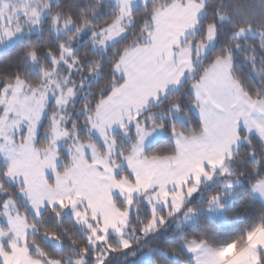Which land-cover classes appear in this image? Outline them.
<instances>
[{
	"label": "snow or ice",
	"instance_id": "obj_1",
	"mask_svg": "<svg viewBox=\"0 0 264 264\" xmlns=\"http://www.w3.org/2000/svg\"><path fill=\"white\" fill-rule=\"evenodd\" d=\"M0 264H264V0H0Z\"/></svg>",
	"mask_w": 264,
	"mask_h": 264
},
{
	"label": "trees",
	"instance_id": "obj_2",
	"mask_svg": "<svg viewBox=\"0 0 264 264\" xmlns=\"http://www.w3.org/2000/svg\"><path fill=\"white\" fill-rule=\"evenodd\" d=\"M233 207L235 208V211L241 217H243L245 211L248 210L247 206L244 204V202L242 200L234 201ZM206 223L208 224L209 227H214V228H216V230H218L220 232H225V233L233 231V227H234L232 224L216 225L211 220L206 221ZM241 226H243V225H241Z\"/></svg>",
	"mask_w": 264,
	"mask_h": 264
}]
</instances>
